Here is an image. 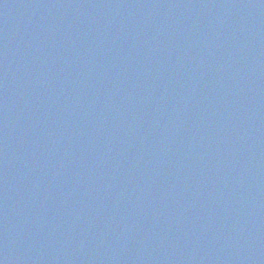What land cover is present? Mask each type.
<instances>
[{"label": "water", "instance_id": "95a60500", "mask_svg": "<svg viewBox=\"0 0 264 264\" xmlns=\"http://www.w3.org/2000/svg\"><path fill=\"white\" fill-rule=\"evenodd\" d=\"M0 264H264V0H0Z\"/></svg>", "mask_w": 264, "mask_h": 264}]
</instances>
